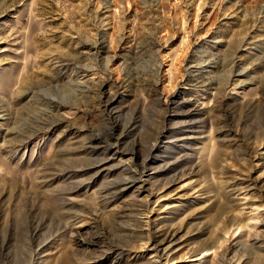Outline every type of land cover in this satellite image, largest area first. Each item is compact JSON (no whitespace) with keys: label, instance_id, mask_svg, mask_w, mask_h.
I'll list each match as a JSON object with an SVG mask.
<instances>
[{"label":"rangeland","instance_id":"374dc122","mask_svg":"<svg viewBox=\"0 0 264 264\" xmlns=\"http://www.w3.org/2000/svg\"><path fill=\"white\" fill-rule=\"evenodd\" d=\"M0 264H264V0H0Z\"/></svg>","mask_w":264,"mask_h":264}]
</instances>
